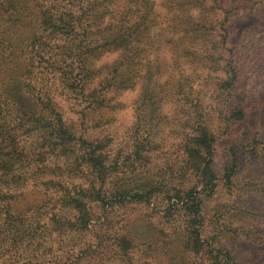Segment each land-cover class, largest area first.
Wrapping results in <instances>:
<instances>
[{"label":"trees","instance_id":"16d2710c","mask_svg":"<svg viewBox=\"0 0 264 264\" xmlns=\"http://www.w3.org/2000/svg\"><path fill=\"white\" fill-rule=\"evenodd\" d=\"M164 5L165 39L175 65L209 71L207 83L218 94L211 108L196 96L193 77L170 72L163 57H149L160 26L153 0H0V217H15L12 201L30 186L63 194L61 209L74 216L56 221L61 234L91 230L116 206L162 198L170 204L164 219L185 218L182 225L168 221L172 231H164L169 264H242L218 239L206 236L204 210L220 182L215 156L221 137L212 123L230 129L247 118L251 85L242 84V49L232 42L229 24L264 8V0H165ZM114 53H120L116 61L99 64ZM140 82L139 120L150 127L134 129L132 153L114 156L108 135L86 132L90 122L104 124L103 113L118 108L111 94ZM59 97L82 108L80 124L66 117ZM166 103L176 104L183 116L172 121L162 114ZM166 125L182 128L174 129L184 151L179 172L172 169L163 182L144 170L136 174V164L148 162L158 129L162 133ZM227 162L223 181L232 189L239 145L228 151ZM128 167L132 173L119 182ZM141 231L144 225L137 223L130 231L134 237L123 235L124 249Z\"/></svg>","mask_w":264,"mask_h":264},{"label":"rangeland","instance_id":"374dc122","mask_svg":"<svg viewBox=\"0 0 264 264\" xmlns=\"http://www.w3.org/2000/svg\"><path fill=\"white\" fill-rule=\"evenodd\" d=\"M153 1L160 26L153 32L149 57L153 60L163 57L172 66L170 72L193 77L196 80V96H200L204 105L211 108L218 101L214 100L218 94L214 96L207 83L209 71L195 70L187 64L176 67L174 54L165 39L168 25L165 0ZM229 26L233 33L232 42L242 49V84L248 82L251 86L247 89L245 121H239L230 129L221 121L214 120L212 123L216 135L221 137L215 156L220 182L215 193L206 201V236L218 239V246L229 249L242 264H264V232H258L259 227L264 231V8L248 11L246 17L234 19ZM119 57L120 53L108 55L99 64L112 63ZM141 93L142 82L133 90L111 94L118 108L103 113L106 123L95 125L94 121L90 122L86 135H108L112 140L111 153L127 157L133 151L134 129L146 131L150 127L144 119L139 120L137 102ZM64 99L59 97L58 100L66 117L80 124L82 108ZM162 114L172 121L177 116H183L174 103H166ZM175 128L182 129L176 125L164 126L162 133L161 128L158 129L153 151L147 152L148 162L137 163L136 174L144 170L151 179L163 182L173 170L179 172L184 151L181 148L182 137ZM235 145H239V162L231 189L223 180L228 151ZM131 169L128 167L123 174H119L117 180L127 179ZM25 194L23 198L12 201L10 210L15 217L10 214L0 217V264H169L171 256L165 251V248L168 249V238L164 231H172L168 221L182 225L185 219L180 215L164 219L170 204L160 198L152 204L116 206L105 218L96 219L91 230L61 234L56 221L61 217L65 222V214L69 218L74 216L72 211L61 209L59 200L63 194L58 189L33 186ZM94 211L101 214L99 206ZM107 217L109 223L104 222ZM137 223L144 225L146 231L137 234L130 249H124L121 238L131 234ZM27 224L34 226L32 230H27ZM230 225L235 227L233 232L227 229Z\"/></svg>","mask_w":264,"mask_h":264}]
</instances>
